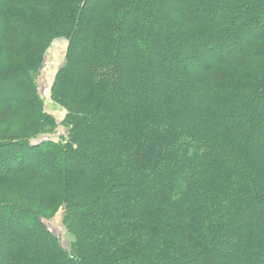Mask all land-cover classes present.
I'll use <instances>...</instances> for the list:
<instances>
[{
	"label": "trees",
	"instance_id": "1",
	"mask_svg": "<svg viewBox=\"0 0 264 264\" xmlns=\"http://www.w3.org/2000/svg\"><path fill=\"white\" fill-rule=\"evenodd\" d=\"M4 126L0 264H264V0H0Z\"/></svg>",
	"mask_w": 264,
	"mask_h": 264
},
{
	"label": "rangeland",
	"instance_id": "2",
	"mask_svg": "<svg viewBox=\"0 0 264 264\" xmlns=\"http://www.w3.org/2000/svg\"><path fill=\"white\" fill-rule=\"evenodd\" d=\"M68 44L69 42L65 38H58L53 40V42L45 50L42 66L36 73L35 77L38 84V90L42 99L44 100L43 112L50 114L55 118V128L38 134L35 138L32 139L33 144L40 143L44 141L45 138L58 141L62 136H68V127L64 123L67 111L52 101V92L50 93V88L52 87L56 74L59 68L62 67L66 61ZM27 118L28 117H25L19 123L15 121L10 124L14 126L13 123H17L19 128L22 129L25 126ZM2 128L7 127H0V129ZM64 215L65 209L60 207L53 214H51L49 218H45L42 221L47 225L49 230L57 238L61 247L66 251H70L72 242L74 241V237L69 233L68 228L64 224ZM0 224L1 226H7L8 223L5 220L2 221L0 219ZM13 232L17 233L16 230H13ZM4 236V234L1 235V243L5 246V248L11 247Z\"/></svg>",
	"mask_w": 264,
	"mask_h": 264
},
{
	"label": "water",
	"instance_id": "3",
	"mask_svg": "<svg viewBox=\"0 0 264 264\" xmlns=\"http://www.w3.org/2000/svg\"><path fill=\"white\" fill-rule=\"evenodd\" d=\"M54 83V82H53ZM52 87H53V84H52ZM52 87L50 88V93L52 92ZM47 91V90H46Z\"/></svg>",
	"mask_w": 264,
	"mask_h": 264
},
{
	"label": "bare ground",
	"instance_id": "4",
	"mask_svg": "<svg viewBox=\"0 0 264 264\" xmlns=\"http://www.w3.org/2000/svg\"><path fill=\"white\" fill-rule=\"evenodd\" d=\"M52 78V77H51Z\"/></svg>",
	"mask_w": 264,
	"mask_h": 264
}]
</instances>
